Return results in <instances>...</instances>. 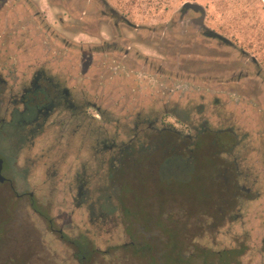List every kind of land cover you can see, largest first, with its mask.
<instances>
[{
    "label": "flooded vegetation",
    "instance_id": "obj_1",
    "mask_svg": "<svg viewBox=\"0 0 264 264\" xmlns=\"http://www.w3.org/2000/svg\"><path fill=\"white\" fill-rule=\"evenodd\" d=\"M92 1L100 9L73 17L78 24L71 26L79 27L68 42L89 51L82 62L98 53L105 81L96 100L69 91L62 83L70 74L53 69L60 36L35 19L42 17L40 1L0 0V264H264V234H251L255 224L264 232V203L248 206L264 191L237 152L241 125L232 114L225 125L214 107L218 69L202 65L190 73L198 91L156 107L148 83L160 68L122 32L123 25L139 26L105 0ZM60 6L68 17L58 21L70 27V0ZM31 7L35 27L28 26ZM73 8L76 14L78 0ZM186 21L231 45L203 17ZM81 33L96 42L78 44ZM127 60L142 85L118 70ZM248 77L244 71L221 79ZM227 104L234 111L235 103ZM174 159L180 165L165 176L163 167ZM200 164L210 167V198L189 206L182 186L192 182L188 168Z\"/></svg>",
    "mask_w": 264,
    "mask_h": 264
},
{
    "label": "rangeland",
    "instance_id": "obj_2",
    "mask_svg": "<svg viewBox=\"0 0 264 264\" xmlns=\"http://www.w3.org/2000/svg\"><path fill=\"white\" fill-rule=\"evenodd\" d=\"M36 1H40L38 4L41 9H38L42 17L33 15L37 7L29 8L28 26H38L39 22L35 19H39L43 27H47L50 23L59 34L57 62L55 66L53 65V69L63 77L70 74V80L62 84L78 97L96 100L105 81L104 68L97 59L98 53L96 51L91 54V63L82 62L83 58H88L89 51L86 48L81 50L78 45H70L68 40L79 27L71 26L72 22L78 24L77 18L73 17H78L80 11L97 12L100 7H97L92 0H78L79 9L74 14L77 8H73V3L77 0H70L69 27L58 21L59 16L67 20L68 14L63 12L65 10L60 6V2L66 3L67 0ZM105 1L111 9L121 12L132 24L139 26L138 30H133L123 25L122 32L131 39L129 45L134 46L140 54H148L153 60L155 71L160 68L159 74L155 73L153 78H149L148 83L156 107H161L163 102L179 98L188 91H198V84L190 81V73H194L202 65L218 69L219 97L218 104L214 107L218 110L219 118L226 119L225 125L233 121L229 118V114L234 116L233 122L238 123V126L241 125L243 140L237 152L243 158V168L257 171L256 187L260 186L264 191V0ZM187 1L200 5L203 9V11L197 10L200 11V15L189 8L188 14L180 17V12L184 9L182 4ZM201 17L204 18L207 28L230 40L231 45L204 37L193 24L186 21L187 18ZM104 30L108 35L110 27H104ZM75 37L78 44L94 41L84 33ZM107 59H117V56L109 54ZM251 60H255L256 66ZM111 64L115 65V63ZM123 64L125 67L121 66L118 70L123 69V75L133 74L138 78L137 84L142 85L140 73L136 71L129 73V69L133 68L131 62L127 60ZM106 70L109 74L110 69ZM256 70L260 71L258 77L255 76ZM244 71L249 73V77L243 83L242 81L226 82L225 79H229L232 75L236 78L239 72L243 75ZM222 76L226 78L223 80ZM129 79V76H126L123 81L128 103L131 100ZM109 84L115 86L113 81ZM228 87H233L234 94H230L227 98L222 96L221 91ZM228 100L235 103L234 111L230 109L232 105L227 104ZM178 165H180L179 160H170L162 169L164 175L167 176L171 171L177 170ZM209 172L210 167L203 168L201 164L195 169L188 168L186 173L192 174V182L182 186L183 203L189 206L202 205L203 200L209 196L207 192V188L211 185ZM262 203H264L263 196L256 203L251 202L248 206H258ZM252 230L254 231L251 234L254 236L262 237L264 234L256 224ZM254 242L257 245V241Z\"/></svg>",
    "mask_w": 264,
    "mask_h": 264
},
{
    "label": "water",
    "instance_id": "obj_3",
    "mask_svg": "<svg viewBox=\"0 0 264 264\" xmlns=\"http://www.w3.org/2000/svg\"><path fill=\"white\" fill-rule=\"evenodd\" d=\"M182 7L184 8V9H189V8H191V9H193V10H195V11H197V10H200V11H203V9L200 7V5L199 4H196V3H192V2H184L183 4H182ZM207 35H210V33H207Z\"/></svg>",
    "mask_w": 264,
    "mask_h": 264
}]
</instances>
